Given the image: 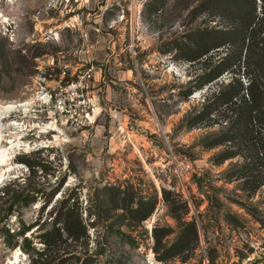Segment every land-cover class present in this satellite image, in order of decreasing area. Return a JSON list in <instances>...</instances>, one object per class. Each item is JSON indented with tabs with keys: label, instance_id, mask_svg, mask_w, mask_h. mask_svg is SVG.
<instances>
[{
	"label": "rangeland",
	"instance_id": "obj_1",
	"mask_svg": "<svg viewBox=\"0 0 264 264\" xmlns=\"http://www.w3.org/2000/svg\"><path fill=\"white\" fill-rule=\"evenodd\" d=\"M161 1L0 0V106L26 104L0 118V264H264V186L227 179L248 152L217 164L221 118L181 123L231 74L181 99L201 65L175 45L207 18Z\"/></svg>",
	"mask_w": 264,
	"mask_h": 264
},
{
	"label": "trees",
	"instance_id": "obj_2",
	"mask_svg": "<svg viewBox=\"0 0 264 264\" xmlns=\"http://www.w3.org/2000/svg\"><path fill=\"white\" fill-rule=\"evenodd\" d=\"M159 1L154 0L160 7L162 1ZM192 2V12H204L207 22L184 29L175 45L181 58L201 65L200 72L193 78L191 87L182 93L181 99H187L191 90L200 89L225 73H230L231 78L210 96L197 102L181 123L189 130L212 126L221 118L219 133L206 136L203 146L211 149L225 145L217 164L236 156V150L248 152L238 169L231 172L233 165H229L227 179L239 180L243 191L250 197L264 186V0ZM152 209L153 204H150L139 220L146 219ZM229 217L237 219L234 213H229ZM258 220L264 227V212ZM185 227L191 229V234L182 229L168 244L155 236L153 251L159 260H167L194 248L192 240L198 238L196 223L192 220Z\"/></svg>",
	"mask_w": 264,
	"mask_h": 264
},
{
	"label": "bare ground",
	"instance_id": "obj_3",
	"mask_svg": "<svg viewBox=\"0 0 264 264\" xmlns=\"http://www.w3.org/2000/svg\"><path fill=\"white\" fill-rule=\"evenodd\" d=\"M29 104V103H28ZM26 104L25 103H20V104H12L9 103L3 107L0 106V118L2 117L3 114L15 111L17 108H24L25 109ZM1 120V119H0Z\"/></svg>",
	"mask_w": 264,
	"mask_h": 264
}]
</instances>
